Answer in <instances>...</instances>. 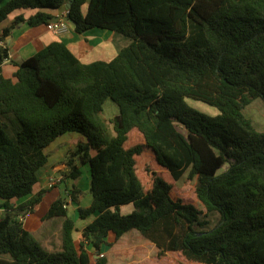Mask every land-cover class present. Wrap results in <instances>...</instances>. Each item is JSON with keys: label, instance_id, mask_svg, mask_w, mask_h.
<instances>
[{"label": "trees", "instance_id": "1", "mask_svg": "<svg viewBox=\"0 0 264 264\" xmlns=\"http://www.w3.org/2000/svg\"><path fill=\"white\" fill-rule=\"evenodd\" d=\"M68 3L78 33L106 29L127 44L109 61L86 63L54 41L14 62L13 78L6 77L12 30L47 25ZM21 9L37 11L17 14L0 33V264H91L93 255L94 264H107L103 252L133 230L159 257L179 252L189 264H264V130L245 113L254 100L264 102V0H0V24ZM108 99L119 112L104 118ZM67 133L81 141L66 176L77 180L84 165L90 173L92 202L78 216L95 218L77 245L67 201L55 200L44 219L64 220L61 248L50 251L17 216L40 203L44 191L34 187L47 148ZM140 156L153 157L175 181L186 174L195 180L206 211L174 199L157 170L145 186ZM127 205L133 210L122 212Z\"/></svg>", "mask_w": 264, "mask_h": 264}, {"label": "crops", "instance_id": "2", "mask_svg": "<svg viewBox=\"0 0 264 264\" xmlns=\"http://www.w3.org/2000/svg\"><path fill=\"white\" fill-rule=\"evenodd\" d=\"M8 1V0H6ZM63 6L62 8H64ZM62 8L54 10L58 12ZM86 10V7H84ZM36 9H21L13 12L7 21L0 24V33L2 29L11 24L17 14L23 13L25 16L34 14ZM9 21V23H8ZM88 32H94L93 39L87 36V32L80 34L75 30L74 24L70 22L65 32L57 34L47 28L45 24L39 26H29L28 24H20L12 30V34L7 37L10 47V57L2 64V70L6 77L13 78L17 70L14 62H21L33 56L40 49L54 41H63L83 62L89 63L96 60L109 61L113 59L118 47L115 48L108 40H111L113 32L106 29H92ZM0 40V44H1ZM81 137L77 133H67L54 142L47 148L49 160L47 164L39 171V182L34 187V193L44 191L43 197L38 205L35 206L33 212L26 214L20 213L18 219L23 218V226L26 230L32 232L42 243V245L50 250L57 251L61 248V230L63 222L58 223L52 219H44L50 205L62 197L67 201V209L71 215V209H74L73 216L78 214V208L81 206V196L83 190L77 186V180H72L66 173L68 172V160ZM50 178H57L59 181L56 185H51ZM74 189L77 191V201L73 200ZM27 198L21 199L18 203L26 201ZM3 200L0 199V205ZM88 204L87 207H89ZM128 206V205H127ZM125 208L124 206L122 209ZM121 209V210H122ZM128 212V210L126 211ZM5 209L0 206V218L4 215ZM125 213V212H124ZM72 216V215H71ZM72 216V217H73ZM74 218V217H73ZM80 218V217H79ZM95 218L91 215L86 219L76 221V230L74 231V240L77 245L83 239L81 229L85 227ZM55 220V219H54ZM107 252V251H106ZM106 252H103L105 255ZM106 256V255H105ZM108 258V257H107Z\"/></svg>", "mask_w": 264, "mask_h": 264}, {"label": "rangeland", "instance_id": "3", "mask_svg": "<svg viewBox=\"0 0 264 264\" xmlns=\"http://www.w3.org/2000/svg\"><path fill=\"white\" fill-rule=\"evenodd\" d=\"M8 20V19H7ZM6 20V21H7ZM9 23V21H8ZM70 21L68 22V24ZM94 33V32H93ZM92 32H87V36L90 39H93ZM111 45L115 48V46H123L127 44V40L118 34L113 33L111 40H108ZM188 103L198 109L201 112H204L209 115H216L219 111L207 105L201 101L187 99ZM119 112L118 106L111 100L108 99L104 105V111L102 116L104 118L113 117L115 114ZM245 113L248 117H250L257 127L258 130H264V102L261 99L254 100L250 105L245 109ZM3 120L7 121L5 118ZM15 121V122H14ZM9 122L11 124L8 129V134L10 137L14 136V132L18 124L16 120ZM229 168V164H224L218 172H223ZM159 171L161 169L159 166L155 164L154 158L151 156H140L138 158L137 164V172L142 179L145 186H149L151 183V175L150 171ZM164 178L169 181L172 185V196L174 199H181L185 203H191L195 205L202 211H206L202 206L201 202L198 200L196 195V181L189 179L187 174L181 178L179 181H175L169 172H161ZM89 166L84 165L81 167V175L76 182L77 186H79L83 190V194L81 196V206L87 207L88 204L92 202V195L90 192V182H89ZM122 212L129 213L133 210V205L124 206ZM128 210V212H126ZM71 212H74V209H71ZM71 215L73 216V214ZM74 219L79 221L80 218L78 214H75ZM52 219V218H51ZM55 219V220H54ZM57 220V221H56ZM63 217H54L53 221L58 223V221L63 222ZM105 255L108 257L107 264H189L190 262L186 260L181 253L179 252H168L165 256H158V248L149 240L145 239L140 233L133 230L125 234L120 240H118L107 252ZM93 260L91 264H94L95 255L92 256Z\"/></svg>", "mask_w": 264, "mask_h": 264}, {"label": "built area", "instance_id": "4", "mask_svg": "<svg viewBox=\"0 0 264 264\" xmlns=\"http://www.w3.org/2000/svg\"><path fill=\"white\" fill-rule=\"evenodd\" d=\"M68 14H69V8L65 6L61 10L55 13V16L53 20H51L46 26L49 30L61 34L65 32L68 28ZM4 42H1L3 44ZM59 179L57 178H50L49 182L50 184L56 185ZM21 221H23V218H20Z\"/></svg>", "mask_w": 264, "mask_h": 264}, {"label": "water", "instance_id": "5", "mask_svg": "<svg viewBox=\"0 0 264 264\" xmlns=\"http://www.w3.org/2000/svg\"><path fill=\"white\" fill-rule=\"evenodd\" d=\"M69 4H70V3H68L67 7H69V6H70Z\"/></svg>", "mask_w": 264, "mask_h": 264}]
</instances>
